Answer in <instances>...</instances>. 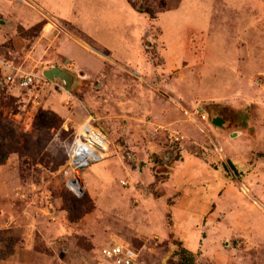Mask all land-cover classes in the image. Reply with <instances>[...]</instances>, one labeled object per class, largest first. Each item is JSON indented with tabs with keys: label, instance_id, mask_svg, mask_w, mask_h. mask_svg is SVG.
<instances>
[{
	"label": "rangeland",
	"instance_id": "obj_1",
	"mask_svg": "<svg viewBox=\"0 0 264 264\" xmlns=\"http://www.w3.org/2000/svg\"><path fill=\"white\" fill-rule=\"evenodd\" d=\"M68 35L99 72L57 51ZM0 59L74 75L0 84V264H114L115 241L142 264H264V0H0ZM88 118L108 150L76 195L66 152Z\"/></svg>",
	"mask_w": 264,
	"mask_h": 264
},
{
	"label": "built area",
	"instance_id": "obj_2",
	"mask_svg": "<svg viewBox=\"0 0 264 264\" xmlns=\"http://www.w3.org/2000/svg\"><path fill=\"white\" fill-rule=\"evenodd\" d=\"M0 84L9 90H19L32 87H47L52 81L42 74H35L22 70L11 61L0 59ZM108 150V139L105 134L95 127L90 118L84 121L73 142L66 152V174L69 175L68 186L78 195L81 192V180L76 175L81 169L104 158ZM73 180V182H71ZM100 255L114 264H142L136 250L121 241H115L100 248Z\"/></svg>",
	"mask_w": 264,
	"mask_h": 264
},
{
	"label": "crops",
	"instance_id": "obj_3",
	"mask_svg": "<svg viewBox=\"0 0 264 264\" xmlns=\"http://www.w3.org/2000/svg\"><path fill=\"white\" fill-rule=\"evenodd\" d=\"M6 1H8V0H6ZM2 3H3V7H4V8L2 7L3 10H7L8 8L13 6V3L10 4V2H2ZM22 10H23V8L21 6H19V4L14 5V11L16 12V15L22 17L23 21L26 22V21H31L32 19H34L33 15L29 16L28 14L23 13ZM34 15H36L35 17H37V14H34ZM47 25H50V23H45L42 27V34L44 36L48 35L51 32L50 28H48ZM83 43L84 42L82 40L76 38L75 36L68 35L59 41V45L57 46V51L61 55H63V57L65 59L71 60L73 62V63H68V64H74L75 67L83 70L86 75L94 73V71L99 72L102 68V63H100L96 57L92 56L91 54H89V52H87L86 47H85V45H83ZM73 49H77L79 51V53L82 54L81 55L82 57H80V55L77 56ZM54 66L63 67V68L66 67V65L60 64L58 62L55 64L47 65L45 67H54ZM48 87L49 86L44 87V88H48ZM41 88H43V87H41ZM15 89H16V92L20 93L19 89H17V88H15ZM35 92L36 91L33 90L31 92V95Z\"/></svg>",
	"mask_w": 264,
	"mask_h": 264
},
{
	"label": "water",
	"instance_id": "obj_4",
	"mask_svg": "<svg viewBox=\"0 0 264 264\" xmlns=\"http://www.w3.org/2000/svg\"><path fill=\"white\" fill-rule=\"evenodd\" d=\"M41 74L52 82L55 80H61L64 88H68L74 80V75L72 73L66 71L63 67L58 66L43 68ZM212 122L216 125H220L221 119L219 117H214L212 118ZM71 182H73V180Z\"/></svg>",
	"mask_w": 264,
	"mask_h": 264
},
{
	"label": "trees",
	"instance_id": "obj_5",
	"mask_svg": "<svg viewBox=\"0 0 264 264\" xmlns=\"http://www.w3.org/2000/svg\"><path fill=\"white\" fill-rule=\"evenodd\" d=\"M35 119L38 129L46 131L54 124L55 114L53 112L40 111ZM4 159V157H0V163H2Z\"/></svg>",
	"mask_w": 264,
	"mask_h": 264
}]
</instances>
